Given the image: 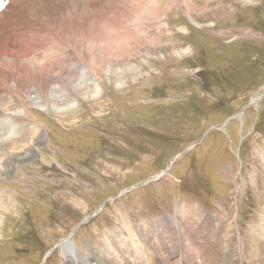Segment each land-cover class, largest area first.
Instances as JSON below:
<instances>
[{
  "label": "rangeland",
  "instance_id": "1",
  "mask_svg": "<svg viewBox=\"0 0 264 264\" xmlns=\"http://www.w3.org/2000/svg\"><path fill=\"white\" fill-rule=\"evenodd\" d=\"M20 12L46 58L71 54L90 73L79 95H52L66 105L36 90L0 104L46 137L0 180V264H65L68 240L85 255L186 207L226 222L223 255L230 236L250 248L264 215V0H24ZM111 248L102 259L125 264Z\"/></svg>",
  "mask_w": 264,
  "mask_h": 264
},
{
  "label": "bare ground",
  "instance_id": "2",
  "mask_svg": "<svg viewBox=\"0 0 264 264\" xmlns=\"http://www.w3.org/2000/svg\"><path fill=\"white\" fill-rule=\"evenodd\" d=\"M23 1L11 0L0 16V104L4 101L6 103V99L10 100V97L14 95H30L31 91L36 90L42 95L41 97H44V101L54 102L55 105H66L67 102L58 97L53 99L52 95L59 91L68 93V99L70 96L79 95V89L75 87L76 78L82 75L88 76L89 69H82L84 62L80 59L73 60L71 54L62 56L61 61H55L53 57L50 59V56L46 58L48 48L39 41L41 37L36 35L35 31L29 32L23 26L22 12L18 14L19 17L15 15L18 4ZM8 104L6 105L9 108ZM68 107L69 105L66 108ZM70 112L71 110L67 111L68 114ZM2 113L3 111L0 112V180L13 175L18 162L24 163L31 160L38 146L46 143L44 133L35 124L33 126L32 123L30 126L32 130L19 124H16L14 128L12 124L4 120L6 118L1 116ZM28 133L31 134L29 135L31 139L27 140ZM4 195L0 197V213L6 208L3 202L6 201ZM186 209H189L187 215ZM183 210H185L184 213L170 220H157L153 223V227L144 224L140 229H135L132 228L135 226H130L131 229L127 237H124V241L121 233L108 234L106 242L97 244L100 249L95 247L98 251L87 248L85 255L77 252L68 240V243L64 244L66 246L65 264H110L105 260L106 258H102L105 257L103 253L110 255L112 245L117 247L118 251L114 252V258L120 254L125 264H129L126 260L127 255L137 257L142 264H264L263 214L261 226L251 235L255 244L252 243L249 248L246 243H238L234 236H230L233 244L231 253L226 250L223 255L222 246L226 248L227 233L230 231L227 229L226 222L222 218L217 221L196 207H186ZM177 216L179 217L176 218ZM150 244L151 250L148 249ZM251 248H255L257 258L249 252ZM141 251L146 261L143 260ZM114 263L120 264L116 261Z\"/></svg>",
  "mask_w": 264,
  "mask_h": 264
}]
</instances>
